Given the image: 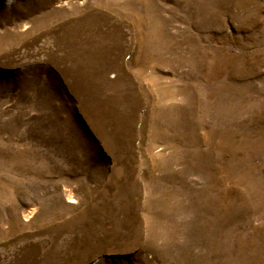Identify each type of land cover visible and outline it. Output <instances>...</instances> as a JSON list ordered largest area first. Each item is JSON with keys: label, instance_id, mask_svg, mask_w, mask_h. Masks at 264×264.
Returning a JSON list of instances; mask_svg holds the SVG:
<instances>
[{"label": "rangeland", "instance_id": "1", "mask_svg": "<svg viewBox=\"0 0 264 264\" xmlns=\"http://www.w3.org/2000/svg\"><path fill=\"white\" fill-rule=\"evenodd\" d=\"M0 264H264V0H0Z\"/></svg>", "mask_w": 264, "mask_h": 264}]
</instances>
